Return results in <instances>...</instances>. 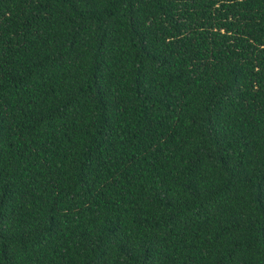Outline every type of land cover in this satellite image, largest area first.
Segmentation results:
<instances>
[{
    "label": "trees",
    "instance_id": "trees-1",
    "mask_svg": "<svg viewBox=\"0 0 264 264\" xmlns=\"http://www.w3.org/2000/svg\"><path fill=\"white\" fill-rule=\"evenodd\" d=\"M0 264H264V0H0Z\"/></svg>",
    "mask_w": 264,
    "mask_h": 264
}]
</instances>
